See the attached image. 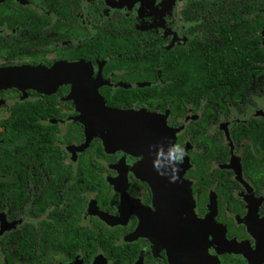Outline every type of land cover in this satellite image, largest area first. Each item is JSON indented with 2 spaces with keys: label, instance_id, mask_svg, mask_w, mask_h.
Listing matches in <instances>:
<instances>
[{
  "label": "flooded vegetation",
  "instance_id": "1",
  "mask_svg": "<svg viewBox=\"0 0 264 264\" xmlns=\"http://www.w3.org/2000/svg\"><path fill=\"white\" fill-rule=\"evenodd\" d=\"M185 1L78 0L77 5L75 0H0V67H49L82 59L92 66L93 77L102 80L98 92L106 104L110 97H132L124 109L165 114L167 125L179 129L174 145L184 148L183 159L189 162L183 177L190 181L195 213L205 218L213 204L214 227L208 238L215 243L208 246V253L220 264H264V96L248 92V101L237 104L232 92L230 98L215 100L202 121V105L193 111L188 103L173 114L167 102L150 107L137 92L118 90L150 84L138 80V73L126 72L128 67L137 69L142 47L155 45L159 52V47L171 50L187 42L181 15ZM121 17H126V25L119 24ZM95 45H124L111 54L120 57L132 51L128 67L121 66V58L118 67L117 58L101 56ZM263 78L264 71L253 86ZM63 86L66 90L58 91ZM69 91L70 84L50 93L0 90V131L31 128L40 136L25 137L29 144L36 143L30 153L18 144H7L5 153L11 158L0 162V177L9 184L3 185V194L13 193L14 182L25 184L20 208L15 212L14 195L4 194L5 208L0 210L6 223L0 237L6 232L14 264L32 257L37 264H169L165 249L156 250L147 237L129 238L139 216L154 209L150 186L131 168L140 156L119 150L107 153L103 147V154L85 152L97 137L78 151L76 146L84 141L83 125L74 119L78 112L73 100L66 99ZM18 102L44 107L24 121H7ZM43 131L49 134L45 141ZM223 237L236 243L234 250H223ZM28 239L34 244H19ZM2 259L0 245V264Z\"/></svg>",
  "mask_w": 264,
  "mask_h": 264
},
{
  "label": "trees",
  "instance_id": "2",
  "mask_svg": "<svg viewBox=\"0 0 264 264\" xmlns=\"http://www.w3.org/2000/svg\"><path fill=\"white\" fill-rule=\"evenodd\" d=\"M75 4L78 5V0H75ZM76 8L78 9V7ZM60 10L66 11L65 6L60 5ZM67 11H69L68 8ZM181 15L186 25L185 34L189 36L187 42L178 44L179 46L171 50L159 47V52L154 47L155 45L142 47L140 59L137 61V69L126 66L132 51L122 53L120 57L112 56L111 53L120 52L124 45H121L120 48L114 45L107 48L105 45H95L100 48L101 56H108L110 59L117 58L118 67H120L119 59L121 58V66L129 68L126 72L138 73V80L150 82L148 85L134 89L119 87L120 92H137L138 98L145 101L150 107L155 104L162 106V103L167 102L173 114L181 113L180 110L186 109L188 103L193 107V111L202 105L204 108L201 113L202 121L206 112L211 111L215 100L217 101L220 97L230 98L232 92L235 93L232 98L237 101V104L242 99H244L242 103L248 101V97H250L248 92L264 96V78L258 85L253 86L252 84L256 76L264 71V0H186ZM119 19V24H127L126 17ZM124 35L129 39L127 34ZM151 47H153L154 53ZM80 53L83 55L85 51L82 50ZM132 58L135 57L132 56ZM64 90H66V86L60 87L58 91ZM107 100L110 107L124 108L130 106L133 99L132 97L121 99L110 97ZM43 107L44 105L38 102H18L13 105L12 116L7 121L12 120L17 123L19 118L24 121V118L32 116ZM196 124L200 125L201 120L199 119ZM4 129L0 131V138H2L0 141V162L2 163L8 162L11 158L9 154L5 153V149L9 147L7 144L13 145V147L18 144L20 149L28 151L30 147H35L36 143L29 144L25 137L26 139L40 138L38 134H35L38 131L31 128L9 129V127H5ZM45 132L43 131L42 135L44 141L49 138V134ZM253 132L254 129L251 131V136ZM79 134L78 132V137L81 139L82 135ZM23 140L25 141L23 142ZM9 151L12 150L9 149ZM85 152L103 154L100 140L93 139ZM0 180V210L5 208L4 194H12L16 206L13 210L16 212L20 208L18 207L19 202L25 194V187L22 188L25 184L14 182L12 184L13 193L7 191L3 194L2 192L5 190L3 185H7L8 182L5 181V177H0ZM43 207L46 205L44 204ZM6 236L5 232L0 237L3 253L1 264H14L15 257L13 253L9 254ZM28 236L30 237L31 234ZM61 242L66 243L67 241L62 239ZM19 244L31 245L34 242L28 239V241H20ZM22 264H37V262H35V257H32V259H24Z\"/></svg>",
  "mask_w": 264,
  "mask_h": 264
},
{
  "label": "water",
  "instance_id": "3",
  "mask_svg": "<svg viewBox=\"0 0 264 264\" xmlns=\"http://www.w3.org/2000/svg\"><path fill=\"white\" fill-rule=\"evenodd\" d=\"M63 84H70L66 99L73 100L78 112L74 119L83 125L84 141L76 146L78 151L97 137L107 153L119 150L140 156L131 168L150 186L154 209L148 208L143 212L145 215L139 216L129 238L147 237L153 248L165 249L169 264H220L208 253V246L215 243L208 238L214 227L213 204L205 218L195 213L190 181L183 177L188 160L184 158L177 163L167 159L179 129L167 125L165 114L108 106L98 92L102 80L98 75L93 77L92 66L82 59L61 60L49 67H0V90L16 88L25 94L27 89H33L50 93ZM0 219L1 233L6 223L2 215ZM221 244L226 251L234 250L236 245L225 237Z\"/></svg>",
  "mask_w": 264,
  "mask_h": 264
},
{
  "label": "clouds",
  "instance_id": "4",
  "mask_svg": "<svg viewBox=\"0 0 264 264\" xmlns=\"http://www.w3.org/2000/svg\"><path fill=\"white\" fill-rule=\"evenodd\" d=\"M185 155V150L184 148L179 145V144H176V145H173L168 153H167V159L169 161H174V162H177V163H180L183 161V157ZM157 171H159L158 167H157ZM178 171V169H177ZM160 174H163V173H160Z\"/></svg>",
  "mask_w": 264,
  "mask_h": 264
},
{
  "label": "rangeland",
  "instance_id": "5",
  "mask_svg": "<svg viewBox=\"0 0 264 264\" xmlns=\"http://www.w3.org/2000/svg\"><path fill=\"white\" fill-rule=\"evenodd\" d=\"M61 259V258H60Z\"/></svg>",
  "mask_w": 264,
  "mask_h": 264
}]
</instances>
